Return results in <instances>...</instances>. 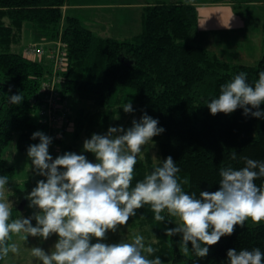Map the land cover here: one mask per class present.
I'll use <instances>...</instances> for the list:
<instances>
[{"label":"trees","instance_id":"16d2710c","mask_svg":"<svg viewBox=\"0 0 264 264\" xmlns=\"http://www.w3.org/2000/svg\"><path fill=\"white\" fill-rule=\"evenodd\" d=\"M70 1L0 0V177L7 176L9 183L16 177L6 157L10 148L27 154L40 142L32 139L33 133L45 134L33 101L49 69L15 50L22 44L26 24L41 42L61 38L67 45L70 61L61 90L69 100L74 136L68 145L59 141L64 153L78 150L93 134L106 135L115 124L132 126L147 113L165 131L145 146L142 160L137 157L133 187L171 156L180 168L179 179L188 181L182 184L184 191L199 198L201 191L219 190L221 168L239 170L245 166L244 157L264 161V119L245 117L243 109L213 116L207 108L221 87L241 72L254 86L264 71V41L257 65L225 60L199 44L198 7L184 1L149 3L142 11L139 34L124 40L105 38L93 32L83 17L65 13ZM20 94L21 104L9 103L11 95ZM129 101L133 112L125 113L122 107ZM256 184L264 185V178ZM162 214L166 221H155L146 205L128 223L125 241L139 234L146 246L157 249L149 259L158 256L163 264H227L229 249L264 252V224L248 221L232 236L222 237L206 258L191 250L184 255L179 250L181 236L166 235L167 229L177 227L175 218Z\"/></svg>","mask_w":264,"mask_h":264},{"label":"clouds","instance_id":"9594fccd","mask_svg":"<svg viewBox=\"0 0 264 264\" xmlns=\"http://www.w3.org/2000/svg\"><path fill=\"white\" fill-rule=\"evenodd\" d=\"M23 99L22 94L11 95L9 103L19 105ZM262 105L264 71L254 86L241 72L221 87L218 98L207 102L213 116L243 109L245 117L256 119H264ZM122 108L125 113L133 112L131 101ZM158 124L145 113L127 130L109 127L106 135L93 134L84 141L83 150L93 153L96 163L73 152L53 159L49 154L52 138L34 132L32 139L40 142L31 145L27 154L35 174L46 177V182L38 181L27 196L29 207L37 210L33 216L12 219L13 204L6 196L9 179L0 177V260L10 252H18L17 244L11 242L13 235L41 237L45 241L57 235L58 241L50 252L32 247V256L42 264H163L158 256L148 258L157 249L146 246L142 235H135L130 242H102L109 232L128 226L137 210L146 205L157 222L166 221L162 213L175 218L178 226L167 229L166 235H182L181 253L188 255L191 250L198 258H206L209 249L222 237L232 236L237 226L244 228L248 221L264 224V185L256 184L264 178V161L244 157L245 166L239 170L221 168L219 190L201 191L199 198L184 191L182 184L188 181L179 179L180 168L171 156L133 187L137 157L142 160L145 146L165 131ZM231 158L235 160L236 154ZM227 257V264H264L260 248L229 249Z\"/></svg>","mask_w":264,"mask_h":264},{"label":"rangeland","instance_id":"374dc122","mask_svg":"<svg viewBox=\"0 0 264 264\" xmlns=\"http://www.w3.org/2000/svg\"><path fill=\"white\" fill-rule=\"evenodd\" d=\"M146 1H154V0H71V4H80L82 6H95V5H104L109 3H125L127 4H140L145 3ZM160 1H184V2H191L195 4H217V3H229L235 2L238 6V12L241 14L239 15L240 22L245 30L242 33H223L222 31H217L219 29H210L211 31H207L206 34L200 35L202 38L199 39V44L206 47L207 49L216 52L221 58L228 60L230 62L236 64H243V65H250L254 66L257 65L258 62L262 59L263 56V48H262V41H263V29H264V0H160ZM211 8L207 7H200V17L203 20V25L205 23V19H209L207 16L215 15L216 13H221V10H210ZM67 10H65V13ZM73 12V13H72ZM67 12L68 14H75L77 11ZM135 12V11H134ZM77 14V13H76ZM134 14H127V18L130 19V27H135L137 25L136 17ZM83 18H86L91 22L92 28L97 30L100 33H104L106 28L104 24H114V29H120L119 24L116 20H118V15H115L113 10L107 9H92L86 8L79 12ZM207 17V18H206ZM114 18V20H113ZM125 19L126 17L123 16ZM122 24V22H120ZM217 26V25H215ZM91 28V29H92ZM208 28V27H207ZM214 28V27H212ZM206 30V29H204ZM104 36V35H103ZM123 35L121 32L115 33L113 37L116 39H126V37H122ZM105 37H111L107 35ZM29 43H42L32 32L31 24H26L24 28L23 34V41L21 46L17 47L15 50L22 52L25 46ZM37 121V118H35ZM112 127L119 128L116 124ZM128 127H131L130 125ZM128 127H123L125 130ZM74 129L67 134L65 139H63V144H70L73 140L74 136ZM84 143V142H83ZM83 143L80 145L78 150L73 151L78 155H84L86 158L96 163V157L93 153L85 152L83 150ZM59 145V153L54 155L55 157L63 155L64 149L61 143ZM153 151V149H152ZM156 153V151H153ZM52 155V153H49ZM7 160L9 165H12L16 169V177L13 181H11L6 188L9 189L6 192V196L12 202V219L17 218H30L33 216L36 209L30 208L29 203L30 201L27 199V196L30 194L33 188L37 186L38 181L45 180L46 177L39 176L35 174L34 166H32V162L29 159L27 154H23L12 147L8 150L6 154ZM63 171V169H61ZM25 203L24 210L20 211V207ZM33 226H36V221L32 220ZM178 226V225H177ZM129 228V224L126 227L119 228L117 232L112 233L109 232L107 234V240L102 241L104 243L112 244V243H119L122 240L127 239V230ZM182 238V235H180ZM58 241L57 235H52L48 240H43L41 237H31L29 236L27 239L24 238L23 235H13L12 241L17 244L18 252L13 254L9 253V255L5 258L3 264H42L41 261L37 260L31 254L32 247H41L46 252H50L55 243ZM96 243V240L92 241Z\"/></svg>","mask_w":264,"mask_h":264},{"label":"built area","instance_id":"2783aa9c","mask_svg":"<svg viewBox=\"0 0 264 264\" xmlns=\"http://www.w3.org/2000/svg\"><path fill=\"white\" fill-rule=\"evenodd\" d=\"M25 59L42 63L48 67V74L42 81L36 104L39 123L45 134L52 138L49 153L53 159L59 153V141L72 131L68 101L62 96L64 73L68 71L67 45L61 38L42 43H29L22 51Z\"/></svg>","mask_w":264,"mask_h":264},{"label":"crops","instance_id":"0c3cea01","mask_svg":"<svg viewBox=\"0 0 264 264\" xmlns=\"http://www.w3.org/2000/svg\"><path fill=\"white\" fill-rule=\"evenodd\" d=\"M156 2H160V0H154V1H146L145 3H140V4H126L125 3H109V4H104V5H95V6H82L80 4H71L70 6H67L65 8V10H67V12H72V11H77L75 14H68L66 12V14L68 15H72V16H80L79 12H82V10L86 9V8H92V9H107V10H113L115 15H118V20H116L119 24L120 29L115 30L114 29V24L111 22V24H104L106 31L104 33H100L97 30H95L94 28H92L93 26H91V22H89V20H87L86 18L85 21L87 23V26L96 34H98L99 36L105 37L107 35H110V38H114L113 35H115V33L117 32H121V34L123 35L122 37H126V39H129L137 34H139L142 30V25H141V15H142V11L144 9V7H146L149 3H156ZM195 4V3H194ZM198 7V13H199V29L201 31V35L202 34H206L207 31H211L210 29H219L217 31H222L223 33L229 34V33H242L245 28L242 26V23L240 22V18L239 15L241 16V14L238 12V6L235 2H223V3H217V4H195ZM207 7V8H211L210 10H221V13H216L215 15H209L207 16L209 19H205V23L203 25V20L200 17V7ZM135 11V12H134ZM135 15L136 17H138L136 19V23L137 25L135 27H130V19L127 18V14H132V13H136ZM73 13V12H72ZM123 16H125L126 18L124 19ZM206 17V18H207ZM114 20V18H113ZM129 21V22H128ZM120 22H122V24H120ZM217 25V26H215ZM208 27V28H207ZM214 27V28H212ZM206 29V30H204ZM104 35V36H103ZM105 38H109V37H105ZM202 38L199 37V39ZM125 39V38H124ZM124 39H118V40H124Z\"/></svg>","mask_w":264,"mask_h":264},{"label":"water","instance_id":"95a60500","mask_svg":"<svg viewBox=\"0 0 264 264\" xmlns=\"http://www.w3.org/2000/svg\"><path fill=\"white\" fill-rule=\"evenodd\" d=\"M25 203L20 207V211L24 210Z\"/></svg>","mask_w":264,"mask_h":264},{"label":"bare ground","instance_id":"6f19581e","mask_svg":"<svg viewBox=\"0 0 264 264\" xmlns=\"http://www.w3.org/2000/svg\"><path fill=\"white\" fill-rule=\"evenodd\" d=\"M154 4V3H153ZM156 4H158V3H156ZM264 30V29H263ZM264 37V36H263ZM110 38V37H109ZM264 41V40H263ZM46 78V77H45ZM37 95V94H36ZM68 102H69V100H67ZM32 103V102H31ZM34 108H35V106H34ZM33 108V109H34ZM34 110H36V108L34 109ZM35 113V112H34ZM35 117V116H34ZM43 130V129H42ZM45 132V131H44Z\"/></svg>","mask_w":264,"mask_h":264}]
</instances>
